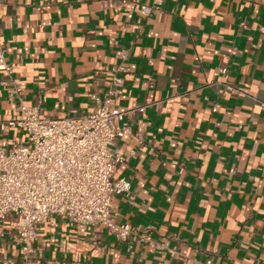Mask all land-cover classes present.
<instances>
[{
	"label": "crops",
	"instance_id": "1",
	"mask_svg": "<svg viewBox=\"0 0 264 264\" xmlns=\"http://www.w3.org/2000/svg\"><path fill=\"white\" fill-rule=\"evenodd\" d=\"M153 1L0 0L12 67L0 72V147L26 138L7 126L19 116L9 75L45 116L85 115L127 51L116 105H148L123 122L140 141H116L133 153L115 208L163 246L54 216L38 227L36 264H264V0H161L143 16ZM17 220L0 221V264H21Z\"/></svg>",
	"mask_w": 264,
	"mask_h": 264
},
{
	"label": "built area",
	"instance_id": "2",
	"mask_svg": "<svg viewBox=\"0 0 264 264\" xmlns=\"http://www.w3.org/2000/svg\"><path fill=\"white\" fill-rule=\"evenodd\" d=\"M160 6L161 0H154L151 5L141 4L139 12L148 16ZM117 55L123 62L114 68L108 92L104 97L94 95L95 107L85 115L45 116L40 103H27L19 80L9 75L7 95L17 103L19 116L7 126L23 130L26 138L0 147V221L8 215L18 218L21 264H36L38 227L54 216L80 228L107 230L130 247L135 243L163 246L154 240L152 226L122 222L115 208L116 197L131 191L130 180L115 175L133 153L131 149L123 153L116 141H140L123 122L148 106L123 110L116 105L117 88L123 83L120 75L130 72L124 64L128 52ZM11 71L0 43V72ZM196 262L213 264L210 259Z\"/></svg>",
	"mask_w": 264,
	"mask_h": 264
}]
</instances>
